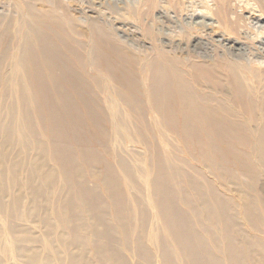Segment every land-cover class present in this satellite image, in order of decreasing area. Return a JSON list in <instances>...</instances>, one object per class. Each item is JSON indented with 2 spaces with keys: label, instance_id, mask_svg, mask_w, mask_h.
Here are the masks:
<instances>
[{
  "label": "bare ground",
  "instance_id": "obj_1",
  "mask_svg": "<svg viewBox=\"0 0 264 264\" xmlns=\"http://www.w3.org/2000/svg\"><path fill=\"white\" fill-rule=\"evenodd\" d=\"M187 1L141 0L135 10L100 2L85 23L64 0H17V19L0 14V74L13 75L10 93L20 109V134L47 138L36 139L32 179L27 187L17 186L10 211L41 230V237L28 229L12 233L32 244L21 254L28 263L264 264V239L246 238L212 184L211 193L169 175L156 154L143 179L162 226L150 231L115 169L103 162L111 152L108 125H120L123 101L131 109L126 119L133 120L136 108L137 120L154 121L157 135H176L196 147L225 189L236 181L233 191L264 234V198L251 196L232 170L220 166L223 151L246 147L242 139L252 141L246 147L251 154H264V0H207L205 9L195 3L191 10ZM132 13L141 38L154 44L145 58L122 44L114 25ZM112 84L121 86L123 99L111 94ZM145 139L140 142L150 146ZM235 153L244 164L245 154ZM44 157L58 169L48 168ZM248 168L253 175L259 169ZM7 193L0 181V204ZM1 208L5 218L8 210ZM200 216L208 222L202 225ZM42 250L48 255L41 256ZM0 264H6L1 257Z\"/></svg>",
  "mask_w": 264,
  "mask_h": 264
},
{
  "label": "rangeland",
  "instance_id": "obj_2",
  "mask_svg": "<svg viewBox=\"0 0 264 264\" xmlns=\"http://www.w3.org/2000/svg\"><path fill=\"white\" fill-rule=\"evenodd\" d=\"M22 1L24 3H28L30 1H33V3L38 2V0H22ZM69 1L70 2H68V0L67 1L64 0V3L71 7L73 15H75L78 19L79 17L82 18V19L80 18L79 20L82 23L83 22L85 23L86 20L85 15H89V10L93 6L97 8L99 5L98 3L100 2L101 3L105 2L107 4L105 5V8H107L109 3L115 2L114 4H118L121 8H124L127 5L129 7H132L134 10L135 8L138 7V5L141 2V0H114V1L113 0L111 1L110 0H69ZM82 1L83 3H81ZM191 1L192 0H190V2L187 1L186 3L188 10L193 9L195 3L197 8L206 6L204 2L207 3L206 2L207 0H201V2L200 0H193L192 2ZM16 2L17 0H0V14L6 18L17 19L18 16L16 13V6H17ZM84 4L86 5V7ZM88 5L89 7L87 8ZM36 6L39 7V9L41 8V10H43L40 4ZM81 9H83L84 11ZM203 9H205V7H203ZM155 16L157 17L158 13H155ZM126 17L122 21H120V23L114 24L115 27L116 26L118 28L120 27L118 29V32L120 33L119 36H121L122 38L121 41L122 44L126 48H129L134 53L137 52L136 55L139 56L140 58L143 57L145 58L150 56L151 53L150 51L151 49H153L154 44L152 42L143 40L141 38V36L139 35L141 31L140 22L135 18V16H133V13L132 15L129 16L126 14ZM172 17H175V15L172 14ZM144 23L151 24L150 21L147 20L146 21L144 20ZM262 26H264V23H262ZM138 27L140 28V30H135V29H139ZM132 28H134V30H131ZM128 34H135L139 36L137 39H133L131 36H127ZM124 36H126V38ZM123 37L124 39H126L125 40L126 42H123L124 41ZM135 46H137L138 48ZM132 47H134L135 49L137 48L138 50L137 49L135 50ZM140 48L142 49V53H140L141 52ZM12 77L13 75L10 73L0 74V181H4L8 190V193L4 201L2 200L0 204V213L2 211L1 207L3 205H5V208H7L8 210V212L5 215V218H0V257L6 261V264H30L27 261H25V259L21 256V254L24 248L32 247V244H29L26 241H24L22 237H13L12 233L14 231V228H19L21 230L28 229L31 231L33 235L41 237V230L32 223H27L13 217L10 211L14 205V193L17 191V186L21 183L27 187V184L32 179V161L36 160L39 157L37 156L38 151L35 148L36 139H39L40 141H45L47 140V138L42 134H40L39 132L34 134L28 132V134H25V136H21L20 130L21 128L23 129L24 126L22 127V125H19L21 122V117L19 115L20 109L18 107L17 110V105L15 104L13 97L10 93L9 82L11 81ZM20 77L23 79L25 78V76L23 75H21ZM111 91H112L111 94H115V96H119L120 99L121 98L123 99V93L120 92L122 91L121 86L112 84ZM120 93L122 95H120ZM105 96H106L105 94L101 95L103 99L106 98ZM123 103L124 102L121 101L119 106L120 110L118 109V111H120L118 115L119 116L118 120L120 121V125L118 124L115 125L114 122L109 123L108 125L110 138L107 141L106 150L108 151L110 150L111 152L109 151L110 152L108 153L109 155L104 156L103 162L104 164L108 162L115 169L114 170L115 176L126 187V195L127 198L128 196L130 197V204L132 205L133 210L135 211L136 214L140 213L141 216L145 217V224L148 230L150 231L154 229L159 230L162 226V222L156 219L158 215V211L153 206L152 203V197H151L152 189L145 184L143 179V176L146 174V169L148 168L149 160L153 159L156 154H159L162 156V159H164V161L167 163L166 167L168 169L169 175L177 178H183L188 185L195 184L198 187L208 190L209 192H211V190L209 189H211L210 184H212L214 191L220 194V197L223 200L225 198L228 201L229 206L231 208L230 215L232 214L231 217H233L239 229H241L242 233L246 236V238H250L252 240H256L257 238L260 241L264 239L263 237L264 234L262 233V231L259 230L260 228L257 229L248 219L246 215V210L243 206L242 201L239 198L238 193L233 191V189L236 187V181L230 185L227 184L228 188L225 189L224 187L225 184L220 182V180L214 174L211 165L208 162H205L201 158L200 156L201 153L199 152L198 149H196V147H194L191 144L185 145L182 142V140L176 135H171V134L157 135L154 132L155 130L154 127L156 128V124L154 121H151V123L149 124L150 120H148L147 124H141L139 120H137L138 110L136 108L134 111L133 120L126 119L125 116L126 112L130 111L131 109L128 108L125 103L124 104ZM18 112L19 114H16ZM141 138L144 139L146 138L145 141L147 145L150 146L147 147L146 145H143L140 142ZM217 140L218 142L220 141V139ZM217 140L214 141L217 142ZM240 141H239L240 145L243 142L244 146L246 145V147L253 144L252 141H250L249 139L248 140L242 139V142ZM246 147L241 146L240 149H235V152L237 153L240 152V155L245 154L247 160L249 158L252 161L249 160L248 162L245 159L246 158L245 155H243L244 156L243 159L245 160L243 162L245 163L241 164V161L239 160L240 158L239 156L236 155L235 152L223 151L222 161L224 163L221 161L220 166L223 165L222 167H227L229 168L228 170H232L234 176L242 184H244L246 189L247 190L250 189L248 190V192L251 194V196L254 195L260 198H264V161L261 162V159L264 158L263 157L264 154L263 153L251 154L249 148ZM246 153L247 154L249 153L251 156H249V154L247 156ZM44 160L48 168L58 169L56 162L51 158L44 157ZM247 165L248 167L249 166L252 167L253 165L254 167H258L259 169H257V171L255 172L256 174L254 173L253 175V173H250L249 172L250 169L247 167ZM99 166L104 167L96 163L95 167H99ZM201 167H206V169H201ZM246 167H247V171L244 172L243 169L246 170ZM152 168L153 171H156L157 169L156 163L152 165ZM17 174H18V178H16ZM183 186L186 187V184H183ZM61 187L62 184L60 183L58 185V188L61 189ZM190 191L192 192V189H190ZM26 192L28 193L29 189H27ZM185 210L188 211L187 209ZM0 217H3V215ZM193 217H195V214H193ZM263 219H264V215H263ZM199 221L202 225H204L206 224L205 221L207 220L205 217L200 216ZM251 226L256 230V232L251 231L252 229ZM151 242L154 250L157 249L158 251L159 250L158 244L153 241ZM35 246L39 247V244H36ZM222 247H224V244H222ZM58 248H60V246H58ZM47 255H48L47 251L44 250L41 251V256H47Z\"/></svg>",
  "mask_w": 264,
  "mask_h": 264
}]
</instances>
